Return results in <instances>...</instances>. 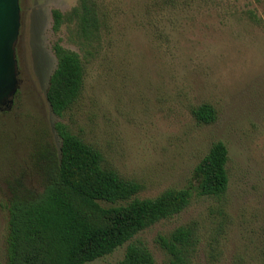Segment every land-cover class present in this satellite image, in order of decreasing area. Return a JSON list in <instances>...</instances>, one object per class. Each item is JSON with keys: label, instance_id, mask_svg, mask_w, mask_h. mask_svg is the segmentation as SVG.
Listing matches in <instances>:
<instances>
[{"label": "rangeland", "instance_id": "374dc122", "mask_svg": "<svg viewBox=\"0 0 264 264\" xmlns=\"http://www.w3.org/2000/svg\"><path fill=\"white\" fill-rule=\"evenodd\" d=\"M96 2L103 26L90 44L68 23L53 27V10L67 13L79 0H20V88L13 109L0 112V260L7 263L12 187L42 189L37 150L59 148L62 119L143 184L139 197L192 190L186 209L137 235L156 264L171 260L157 237L186 224L198 238L189 264H264V0ZM57 40L87 65L83 94L64 118L46 96ZM204 103L216 108L211 124L192 113ZM218 141L229 150V188L201 195L195 169ZM127 245L88 264H117Z\"/></svg>", "mask_w": 264, "mask_h": 264}, {"label": "trees", "instance_id": "16d2710c", "mask_svg": "<svg viewBox=\"0 0 264 264\" xmlns=\"http://www.w3.org/2000/svg\"><path fill=\"white\" fill-rule=\"evenodd\" d=\"M54 30L64 23L82 41L100 38L102 16L96 0H79L65 13L53 10ZM57 66L50 76L47 100L59 118L73 108L85 89L87 65L81 54L53 45ZM199 123L217 120L216 108L204 103L192 109ZM61 139L58 147L43 143L37 150L42 189L12 187L6 264H88L128 243L117 264H156L146 243L137 238L145 229L186 209L193 196L186 188H169L156 197L141 198L143 184L124 177L109 164L102 150L75 133L62 119L54 123ZM229 150L218 141L195 169L199 194L222 197L230 175ZM170 254L169 264H189L198 238L196 228L182 225L157 237ZM0 264H4L0 260Z\"/></svg>", "mask_w": 264, "mask_h": 264}, {"label": "water", "instance_id": "95a60500", "mask_svg": "<svg viewBox=\"0 0 264 264\" xmlns=\"http://www.w3.org/2000/svg\"><path fill=\"white\" fill-rule=\"evenodd\" d=\"M20 29V0H0V112L13 109L20 88L16 56Z\"/></svg>", "mask_w": 264, "mask_h": 264}, {"label": "flooded vegetation", "instance_id": "af4514ba", "mask_svg": "<svg viewBox=\"0 0 264 264\" xmlns=\"http://www.w3.org/2000/svg\"><path fill=\"white\" fill-rule=\"evenodd\" d=\"M16 98V97H15Z\"/></svg>", "mask_w": 264, "mask_h": 264}]
</instances>
